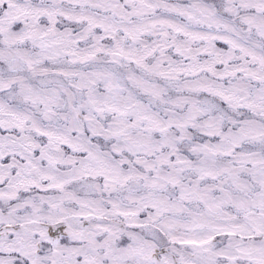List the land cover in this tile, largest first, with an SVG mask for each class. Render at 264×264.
<instances>
[{
	"label": "snow or ice",
	"instance_id": "1",
	"mask_svg": "<svg viewBox=\"0 0 264 264\" xmlns=\"http://www.w3.org/2000/svg\"><path fill=\"white\" fill-rule=\"evenodd\" d=\"M0 264H264V0H0Z\"/></svg>",
	"mask_w": 264,
	"mask_h": 264
}]
</instances>
